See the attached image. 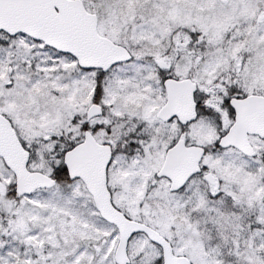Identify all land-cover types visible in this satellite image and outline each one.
Wrapping results in <instances>:
<instances>
[{
  "label": "snow or ice",
  "instance_id": "1",
  "mask_svg": "<svg viewBox=\"0 0 264 264\" xmlns=\"http://www.w3.org/2000/svg\"><path fill=\"white\" fill-rule=\"evenodd\" d=\"M0 264H264V0H0Z\"/></svg>",
  "mask_w": 264,
  "mask_h": 264
}]
</instances>
